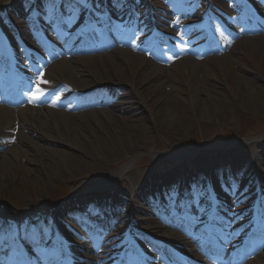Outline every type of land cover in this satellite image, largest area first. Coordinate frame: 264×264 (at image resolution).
Instances as JSON below:
<instances>
[{
	"label": "rangeland",
	"instance_id": "374dc122",
	"mask_svg": "<svg viewBox=\"0 0 264 264\" xmlns=\"http://www.w3.org/2000/svg\"><path fill=\"white\" fill-rule=\"evenodd\" d=\"M10 1L13 2V0ZM193 1H196L194 5L198 9H200L199 6H203L202 0ZM211 1L219 11L229 17V24L226 23L229 29L237 33L239 25H243V33L252 36L250 33L251 25L245 19L248 14L246 15L244 10L236 9L229 0ZM180 2L183 3L184 0ZM235 2H239V0H235ZM245 2L254 7H259L263 0H247ZM229 8H234L237 13L242 14L239 22L233 18L234 9L230 13ZM170 9L172 10L174 7L170 6ZM161 15L166 20L169 17L164 12ZM201 17L203 18V13L195 15V19L190 21L188 18H184L182 22L198 24L201 22ZM210 26L219 28L214 25ZM261 28L263 27H259V29ZM262 34L264 35V33ZM252 38L254 37H250V39ZM243 39L242 34H237L232 40L235 43L228 50V55L213 56L202 62L198 61L196 66H184L183 61L188 63L185 61L187 60L185 56L180 59L173 58L172 63H167L165 67L158 66L145 56L127 57L128 62L133 65V71L142 75L144 79L145 97H153V100L149 105L139 93V89L134 90L131 85L125 86L128 93L125 96L123 110H120L119 113L126 116L132 114L149 120L147 122V138L152 141L136 144L130 140H117L115 144L112 135L109 136L110 129L107 126L102 129V133H104L105 145L111 150V156L101 154L98 149H94L93 152L88 146H84L86 152L94 153L90 159L87 158V155L80 156L82 162L92 164V168L86 169L85 172H80L77 165L72 166L63 162L62 157L52 155L47 150L42 151L40 148V146L54 147L61 153L71 152L66 140L61 139L60 146L57 145L58 148L48 143L49 136L57 139L53 130L48 129L54 124H49L50 126L47 127L43 126L42 132L45 135H40L35 131L29 132L24 128H16L15 131L20 133L17 138L15 134H11L15 128L11 122V129L5 132L6 141H1L13 146V149H10L12 151L8 154L2 149L0 159L1 156L7 157L18 149L24 150L26 155L19 159L18 165L9 170L5 177L0 178V216L6 219L8 217H10L9 219L18 218L19 220L26 213L34 215L35 211H43L48 214L51 211L57 213L64 205H72L71 209L75 212L83 211V203L91 199L96 188L102 184V189L97 195L103 198V202L115 201L126 209V212L118 210L112 213L114 219L107 218L108 222L113 223L115 220V229H122L125 227L126 214H129L138 202L134 198L135 203L132 201L129 203L127 197H124L130 192L139 194L140 191H143L144 196L146 192L149 193L154 187L159 186L158 193H162L160 186L164 185L163 191L165 193L166 187L168 189L174 183H181L182 186L193 176L197 179L212 181L222 197L221 200L226 199L228 202L242 198L255 187L264 188V164L262 163L264 161V38L261 40L254 39L250 43L253 46L240 44ZM115 56L120 55L103 53L102 56L98 55L95 59L82 61L84 68L80 69L81 74L94 83L99 80L98 77L102 78L105 75L112 77L116 67H112L109 62H117L115 59L119 58ZM124 65L127 64L120 61L117 67L121 71H126V68L123 69ZM108 66L111 67L108 68ZM70 67L73 68H67V71L64 72L65 76L59 73L55 75V79L69 84L78 83L81 80L80 75L75 73L74 64H70ZM153 68L157 73L151 72L147 76L148 70ZM129 72L128 70L126 74L128 75ZM153 78L155 82L164 80L165 85L169 84L173 88V105L171 107L173 127H169L170 122L163 124L161 121L155 120L154 122V119H151L150 109L152 105L160 106L158 101L154 102V97L158 92H155L153 88ZM203 81L213 86V93L205 95L206 93L203 92L200 85ZM161 89L166 92L169 91V87L166 86ZM73 103H75L74 100ZM73 103L67 107H73ZM61 113L64 114V112ZM91 113L89 110L88 113H80L67 118L73 125L79 123L75 128L80 129L84 134H88V131L80 125L88 123L89 120L96 122L102 118L99 114ZM155 123L160 124L155 126ZM93 124L90 126L91 128H94ZM115 131L119 132L117 129ZM10 134L12 138H16L12 143L9 142ZM77 145L81 146L78 143ZM128 152L133 153L129 156L127 155ZM163 152H167L168 156H162ZM42 156L45 159L43 162L51 167L56 178H52L49 174L52 180H48V177L44 175L45 171L40 167L42 162L40 157ZM201 158L206 160V163H198ZM22 167L35 169L38 175L43 178L45 187L40 188L39 191L35 184L24 183L20 175ZM121 167H125V177L109 179L110 174ZM241 168L247 170V175L239 183L238 190H229L225 184V175H227V179L231 180V174ZM218 174L220 175L219 180L217 179ZM105 179L108 180L104 181ZM258 180L262 181L259 183ZM215 194L217 195V193ZM143 196L141 200H144ZM246 197L236 203L235 206H233L234 203L228 205L227 212L231 217L235 218L240 215L235 213L238 206L245 209L250 206L247 204H250L251 200ZM128 205L132 210H129ZM251 210L248 211L249 219ZM137 215L139 220L141 218L144 219L141 221L147 220L149 223L141 225L140 230L146 234H151L152 227L156 226L152 210L144 205ZM146 215H149L150 218ZM49 218L51 216L46 217V220ZM249 219H246L247 223ZM138 224L141 223L138 222ZM236 227L238 231L241 229L240 224L235 223L231 229ZM68 238L73 240L71 235ZM73 241H81L82 243L84 240L74 239ZM109 251L106 250V252ZM259 251L261 254L250 262L251 264H264V246ZM97 255H99L97 252L82 254V256L91 259V263ZM77 264L81 263L78 262Z\"/></svg>",
	"mask_w": 264,
	"mask_h": 264
},
{
	"label": "snow or ice",
	"instance_id": "6c2138e0",
	"mask_svg": "<svg viewBox=\"0 0 264 264\" xmlns=\"http://www.w3.org/2000/svg\"><path fill=\"white\" fill-rule=\"evenodd\" d=\"M20 2L22 7L27 6L26 16H30L34 21L42 20L69 48L107 39L113 32L117 33L120 42L131 43L137 37L138 31L148 29L145 17L155 11L148 0H20ZM2 11L4 8L0 7V12ZM81 16L85 18V22L77 26ZM114 19H119L122 23H113ZM217 31L220 32V29ZM184 32L186 34L187 29ZM147 43L151 45L153 40L149 39ZM35 67L38 74L34 83L37 87L29 97L30 103L51 95L38 86L48 81L43 79L44 73L40 70V65L36 64ZM59 99L60 97L56 96L53 106ZM246 175L247 170L244 168L232 173L231 180L225 175L227 188L238 190L239 183ZM219 178L218 174L217 179ZM236 203H239V200H236L233 206ZM152 206L163 216L165 222L171 217L176 225L186 232L199 234L200 246L213 264H242L237 258L240 245L233 242L238 239L239 231H230L231 221L226 220L223 215L228 210L217 199L214 186L207 180L196 179L186 187L174 183L163 194V202L153 197ZM120 211L126 212L123 205L120 206ZM165 213L168 215H164ZM106 214L103 206L91 208L87 212L89 224L83 226L91 228L95 221ZM259 227L264 232V214L261 216ZM98 238L90 232L88 242L93 243ZM80 239L84 240L85 237L81 236ZM21 241L25 242L27 248ZM59 244L60 242L54 239L47 221L12 224L0 216V264H4L5 259L12 261L13 264H51V261L58 259L62 252ZM117 257L119 264H141L145 258L134 244L122 254L118 253ZM117 257L111 259L116 260ZM159 260L161 264H173L171 258L164 254H161Z\"/></svg>",
	"mask_w": 264,
	"mask_h": 264
},
{
	"label": "bare ground",
	"instance_id": "6f19581e",
	"mask_svg": "<svg viewBox=\"0 0 264 264\" xmlns=\"http://www.w3.org/2000/svg\"><path fill=\"white\" fill-rule=\"evenodd\" d=\"M254 12L255 9H252ZM257 11H255L256 13ZM252 39H243L240 41V44H247L248 46H253L250 44L254 39L261 40L264 38V35L261 33L257 36H253ZM264 49V45H263ZM120 56L119 59H115L117 62H109L112 67H116L115 74L112 75V77L103 76L102 78L98 77V81L96 84H92L94 82L90 81L88 78H86L85 75L81 74V68H84L83 62L86 60H92L95 59V56H88V57H81L80 59L72 58L71 62L75 65V73L77 75L81 76L82 80H79L78 83L73 84V88L75 90L80 91V93H85L92 89H100L105 88L103 90H99L97 94H107L108 96L113 95V99L106 98L104 101L100 100L97 103L94 104L92 108V113H96L101 115V120H96V122L90 121L88 123H85L83 125H80L82 128L86 129L88 131V134H84L80 129H76L75 126H78L79 123H76V125H73V123H70L67 117L75 116V115H67L62 114L59 111H52V107L48 106L47 104L44 105L46 109H35V108H25V109H17V110H10L9 108L0 105V148L5 150V152L8 154L13 149V146H10L6 143H3L1 140H6L5 132L9 131L11 129V122H13L14 125H17L19 129L24 128L29 132L35 131L36 133L40 135H45L42 132L43 126L47 127L50 126L49 124H54V126L48 127V129L53 130L54 134L57 136V139L51 138L49 136L48 143L50 145L60 146L62 140H66L68 142V147L70 148V153H61L59 150H55L54 147H41L43 150L49 151L52 155L60 156L62 157L63 162H66L69 165L76 166L79 169L80 172L87 171L86 169L92 168V164L89 162H82L80 160L81 155H87L88 159L92 158V155L94 153H88L84 149V146H88L92 151L94 152V149L100 150L101 154L106 155L110 154V149L105 145V141L103 139L102 129L108 126L110 129V135H112L114 143L119 141H133L136 144L141 143H147L150 140L147 138V131H148V124L147 122L149 120L143 118V117H136L135 115H122L119 113L120 110H123L125 96L127 95L128 91L125 90V86L131 85V87L134 90H138L139 93L145 98V101L147 104L151 105V101L153 100V97H145L146 89H144V79L142 75H139L136 73V71H133V65L128 62V58L135 57L131 53L125 50H118L117 51ZM128 57V58H127ZM125 63L127 65L123 66V69H127L126 71H121V69H118L117 64L119 62ZM97 63V61H95ZM182 64L184 66L190 65V66H196L197 64L194 61L186 60ZM116 65V66H115ZM111 66H108L110 68ZM68 69H71L73 67H69L68 61H60L57 64L53 65L51 68V71L53 73H64ZM130 71L127 75L126 73ZM151 72L157 73L155 68L148 70L147 76L150 75ZM65 76V74H64ZM116 76V78H115ZM158 77V76H156ZM54 78V77H52ZM70 81H72L69 77H67ZM153 81V88L155 92H158V94L154 97V102L158 101L160 103V106L152 105V108L150 109L151 113V119H154L157 121H161L163 124L169 123V127H173L172 121V110L171 107L173 105V88L171 86L165 85L163 83L164 80L155 82L154 78ZM61 83V82H59ZM80 83V84H79ZM79 84V85H78ZM83 84V85H82ZM201 88L205 95L207 96L209 93H213V89L210 85V83H206L203 81L201 84ZM169 87V91H163L162 87ZM143 93H142V92ZM198 92V91H197ZM199 94V93H198ZM88 113V112H84ZM82 113V114H84ZM91 113V114H92ZM28 115V116H27ZM138 115V114H137ZM27 116V117H25ZM94 123V124H93ZM94 125V128L92 129L90 126ZM160 123H155V126H159ZM62 126V127H61ZM61 128V129H60ZM79 128V127H78ZM60 129V130H58ZM115 129H117L119 132H116ZM160 129H162L160 127ZM105 132V131H104ZM20 133L19 131L15 135V137H19ZM11 137V136H10ZM9 137V138H10ZM147 138V139H146ZM62 139V140H61ZM146 139V141H145ZM80 144L81 146L77 145ZM116 144V143H115ZM82 147V148H81ZM78 148V149H76ZM2 152V150H0ZM133 152H128L127 155L131 156ZM16 154V155H15ZM60 154V155H59ZM26 155L24 150L18 149L15 153L7 155V157L1 156L0 159V178L5 177L7 172L14 168L16 165H18L19 159L24 158ZM162 156L167 155V152H163L161 154ZM166 157V156H165ZM42 159V162L40 164V167L45 171V174L48 178V180H52V178H56L55 174L52 172L51 167L44 163L45 159L44 156L40 157ZM27 159V158H25ZM44 161V162H43ZM206 163V160H203L201 158V161L198 163ZM264 164V161L262 162ZM112 165V164H111ZM49 174L52 178L49 177ZM21 177L23 178L24 183L30 185L35 184V186L41 190L40 188H44V180L42 177L38 175V172L35 169H29L28 167H22L20 172ZM125 177V167L119 168L117 171L110 174L109 179H116V178H122ZM50 178V179H49ZM108 179H105L104 181H107ZM40 186V187H39ZM36 188V189H37ZM101 188V184L97 187V190L95 193H93L92 198H99L97 195L98 190ZM143 196V191H140L139 194L136 192H130L128 195H125L124 197H127L128 201H131L132 199L136 198L138 200L136 206L140 203V200ZM144 194V198H145ZM119 201V200H118ZM90 202H92L90 200ZM77 203V202H76ZM67 206L72 205H65L61 208L62 213H65L67 210ZM72 213L71 211H68ZM68 214V213H67ZM70 220H76L74 218H71ZM144 220V219H140Z\"/></svg>",
	"mask_w": 264,
	"mask_h": 264
}]
</instances>
